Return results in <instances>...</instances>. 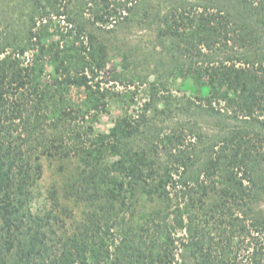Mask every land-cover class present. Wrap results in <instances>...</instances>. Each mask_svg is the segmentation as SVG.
Segmentation results:
<instances>
[{
	"label": "trees",
	"instance_id": "obj_1",
	"mask_svg": "<svg viewBox=\"0 0 264 264\" xmlns=\"http://www.w3.org/2000/svg\"><path fill=\"white\" fill-rule=\"evenodd\" d=\"M9 5L0 264H264V0ZM133 26L153 32L152 52L120 38ZM178 79L208 93L174 94ZM139 80L149 99L96 133L112 99L128 103L109 84ZM43 156L74 165L65 198L85 209L71 228L33 208Z\"/></svg>",
	"mask_w": 264,
	"mask_h": 264
},
{
	"label": "rangeland",
	"instance_id": "obj_2",
	"mask_svg": "<svg viewBox=\"0 0 264 264\" xmlns=\"http://www.w3.org/2000/svg\"><path fill=\"white\" fill-rule=\"evenodd\" d=\"M0 2L1 7L6 9L12 6L9 5V0H2ZM56 21L61 27L65 25L63 21H59L58 19ZM151 34H153V32L144 29L143 26H133L125 29L122 33H120L119 36L130 45L137 44L142 49H149L146 52H152L153 45L151 42L153 40V35ZM111 65L112 63L109 64V66ZM138 71L139 76L145 75L143 80H151L153 77H151V75H147L149 71L144 70L142 67H140ZM170 85L173 93L178 95H195L198 91H200L197 90V87L194 85L192 80L178 79L174 82H171ZM109 86L111 89L117 91L119 90L122 93H128L129 97L127 102L129 104L125 103L122 105V101H120L119 98L117 99L119 102L116 99H112L110 101L109 109L101 114L98 121L94 123L96 133L106 132L109 126H111L115 120L126 111V109L131 111H133V109L138 110L140 107H142L144 102L149 99V83H144L140 80L135 82L132 86H125L121 84L113 85V83H110ZM200 92H202L203 95H206L208 93V89L204 88ZM42 163L43 172L36 184V196L33 201V208L36 212L52 210L53 213L62 215L66 219L67 225L71 228L72 226H75L78 220L81 219L83 210L85 209L84 203H77L75 197L71 196L70 198H65L64 186L68 180H72L71 176L74 172V165L71 163L70 166H68L69 162L66 161L65 168L63 170L60 168L61 161L48 159L44 156L42 157ZM54 188L59 190L58 192L60 201L72 215H63V213L60 211V208H57L53 205L51 192Z\"/></svg>",
	"mask_w": 264,
	"mask_h": 264
}]
</instances>
